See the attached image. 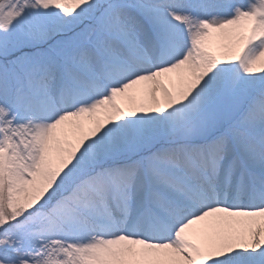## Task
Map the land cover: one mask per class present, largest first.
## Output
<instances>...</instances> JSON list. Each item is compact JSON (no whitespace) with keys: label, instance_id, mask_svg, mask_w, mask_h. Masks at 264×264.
Segmentation results:
<instances>
[{"label":"snow or ice","instance_id":"6c2138e0","mask_svg":"<svg viewBox=\"0 0 264 264\" xmlns=\"http://www.w3.org/2000/svg\"><path fill=\"white\" fill-rule=\"evenodd\" d=\"M0 264H264V0H0Z\"/></svg>","mask_w":264,"mask_h":264}]
</instances>
